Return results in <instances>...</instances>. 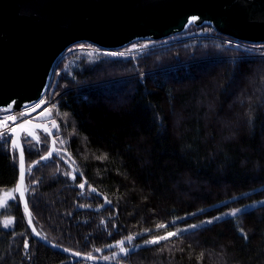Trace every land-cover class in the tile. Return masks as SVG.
I'll return each instance as SVG.
<instances>
[{
  "label": "trees",
  "instance_id": "1",
  "mask_svg": "<svg viewBox=\"0 0 264 264\" xmlns=\"http://www.w3.org/2000/svg\"><path fill=\"white\" fill-rule=\"evenodd\" d=\"M200 28L217 33L193 24L184 31ZM229 44L181 38L133 57L81 42L55 62L43 94L58 92L51 124L43 113L58 155L34 165L49 137L40 129L39 143L22 135L31 165L26 196L45 239L108 257L110 244L139 235L137 248L109 257L128 264H264V55ZM4 138L11 135L0 139V190L13 188L18 177L17 152ZM69 165L81 175L72 179ZM91 186L110 201L107 207L90 209L103 203ZM257 202L236 216L142 244ZM4 216L14 224L0 220V264H99L32 236L18 199L0 208Z\"/></svg>",
  "mask_w": 264,
  "mask_h": 264
},
{
  "label": "water",
  "instance_id": "2",
  "mask_svg": "<svg viewBox=\"0 0 264 264\" xmlns=\"http://www.w3.org/2000/svg\"><path fill=\"white\" fill-rule=\"evenodd\" d=\"M193 16L198 19L189 24ZM192 24L209 25L216 32L236 40L264 43V0H0V108L15 101L11 112L18 115L24 104L38 101L47 89L55 62L69 46L89 42L112 50L139 40L163 39ZM26 121L30 123H26L24 129L18 128L11 138V144L13 139L17 140L18 160V177L13 188L32 236L78 260L128 264L93 254L90 259L87 253L49 241L33 232V228L39 231L33 220L29 225L24 200L17 192L22 135H31L36 129L43 130L35 127L43 125L50 134L45 132L49 137V148L41 157L51 151L50 159L58 152L44 113L38 120L21 116L14 127ZM41 157L36 162L47 160ZM24 164L26 173L25 152ZM69 168L73 172L70 165ZM89 191L103 199L100 206L90 209L98 211L109 205V200L96 188L91 186ZM25 197L27 199L26 193Z\"/></svg>",
  "mask_w": 264,
  "mask_h": 264
},
{
  "label": "rangeland",
  "instance_id": "3",
  "mask_svg": "<svg viewBox=\"0 0 264 264\" xmlns=\"http://www.w3.org/2000/svg\"><path fill=\"white\" fill-rule=\"evenodd\" d=\"M186 32L185 31H184V33L180 32L182 34L176 33V34H179L180 35V37H178V38L176 36H174L175 34H173V35H170V36L165 37L163 39H159L158 41L157 40H139V41H135V42H132L130 44H127L126 46H123V47H120V48H114L113 50L101 49V48H98L95 45L93 47H91V48L93 50H102V51H105L106 53H109V54H111V53H124V55H122V56H133L134 57V56H136L137 53H140L142 50H144V49H146L148 47H153V46H157V45H160V44H167V43H169L171 41H174L176 39H181V38H194V39L208 38V39H220L221 41H226L227 44H229V43L235 44L233 46L243 49V52L242 53L245 54V55H249V54H260V55H264V43L231 42L230 40L223 39L222 37L220 38V36H224V35H222V34H220L218 32L217 33H214L212 30H209V29H206V28L191 29V30H188ZM171 38H174V39L169 40ZM134 45H135V47H133ZM81 46L82 45H78V46H75V47L73 45H72V47L69 46L70 48L68 47L61 56H68L71 53V51L76 50V49H78ZM233 55H235V54H233ZM119 56H121V55H119ZM228 57H232V56H228ZM57 95H58V92H55V90H53V88H51L38 101L31 102V103H26L23 106L22 109L28 111V114L27 115H29L30 118L33 117L35 120H38L41 117V115H42L43 112L46 113L49 116V119H50L51 111H53V105H55V99H56ZM41 100L45 101V103L42 104L40 108H36L35 111H31L30 109H26V106L31 105V106L34 107ZM4 109L5 108H0V121L5 120V118L7 116L13 115L10 112L4 111ZM46 109L48 110L47 112L45 111ZM49 121H50V124H51V119ZM52 124H53V121H52ZM14 125H15V122H13V121H7V127H4V125L0 124V133L5 132V133H7L6 135L10 134L11 135V138H12V132L10 131V129L13 128ZM33 133L35 135H27V134L24 133L23 134V137H25V136H29L31 138L37 137V134L35 133V130H34ZM11 138L10 139L9 138H4V141H7L8 139L11 141ZM60 141H61V138L57 137V145L62 147L63 144ZM13 148L16 151L15 147H13ZM35 164L36 163L34 162V165ZM30 166L31 165L29 163H27L26 175H27V172H28L27 170H28V168ZM69 176L73 179L72 175H69ZM17 199L18 198H17L16 193L14 192V188L0 190V208H2L5 205L9 204L11 201H17ZM258 203L259 202L252 203L250 205L244 206L243 208H234V207H232V208L233 209H242L243 210V209L250 208V207H252L254 205H257ZM233 209L229 208V210H226V211H224L222 213H219V214H217V215H215L213 217L206 218L202 222L206 223L205 221H208V220H212L213 221V218L214 217H225V216H229V215H223V214L229 213ZM0 220H1L3 226L5 225V223L7 221H9V220L12 221V223H10L9 226H4V227H9L10 228L14 224V218L12 216H4ZM178 221L179 220L176 219V220H173L172 223L175 224ZM202 222L192 223V224H188V225H185V226L176 227V228H174V230H171V231H176L177 229H187V230H189V229H192V228L189 227L190 225H197V226H199V224H204ZM138 236L139 235H134L133 236L134 239L132 241H130V242L127 241V240H125L126 237L123 238L122 240H125V243H124L123 246L125 248L129 249V250H133V249L137 248L139 245H141L140 243H137L136 242V237H138ZM142 244H144V242ZM107 248L108 249H111V251L108 252V254H107L108 257L117 258L118 256L125 254V253H122L120 251V246L117 244V242H114V243L110 244ZM98 252H101V251H98ZM66 263L67 264H74V261L73 260H69ZM61 264H63V263H61Z\"/></svg>",
  "mask_w": 264,
  "mask_h": 264
},
{
  "label": "snow or ice",
  "instance_id": "4",
  "mask_svg": "<svg viewBox=\"0 0 264 264\" xmlns=\"http://www.w3.org/2000/svg\"><path fill=\"white\" fill-rule=\"evenodd\" d=\"M198 18L193 16L190 18V20L188 21L189 24L191 23H194ZM135 47V45L133 46ZM112 55H124V53H111ZM45 101L41 100L39 103H37L34 107L31 106V105H28L26 106V109H30L31 111H35L36 108H40L42 104H44ZM15 104V101H13L12 103H10L5 109L4 111L6 112H10L12 110V107L13 105ZM55 107V105H53V108ZM46 112L48 111L47 109L45 110ZM28 114V111L26 110H22L18 115H10V116H7L5 118V120L3 121H0V124L4 125V127H7V121H17L21 116H24V115H27ZM65 115H67L65 113ZM26 123H30L29 121H26L24 123H20L17 125V127H13L10 129V131L12 133H15L17 132V129H24L25 128V124ZM35 127H40V128H43V131L46 132V133H49L50 134V130L47 128V127H44L43 125H35ZM52 127L55 128L57 127V125L55 124V122H53L52 124ZM7 133H0V139L3 138L4 135H6ZM31 135H35L34 133H31ZM36 141L37 143H39V137H36ZM62 144L64 143L63 140L60 141ZM12 146L13 147H16L17 146V140L13 139L12 140ZM52 155V152H48L45 156L41 157V159H48L50 156ZM104 157H98V159H103ZM19 163H20V175H19V185L17 186V192L19 193V197L21 199L24 200V208H25V212L28 213V223L29 225H32V218H31V213H30V210H29V207H28V201L25 197V193L29 190L28 187L25 185V164H24V152H23V148L22 146L20 147V153H19ZM35 163H38V162H35ZM29 173L31 172V167L28 168L27 170ZM75 172L76 170L74 169L73 172L71 173H67L68 175H72L73 179H75ZM79 187L81 189H84L85 188V183L82 182L79 184ZM92 191H96L95 189H91ZM110 202V201H109ZM203 211V210H201ZM242 212V209H233L231 212L229 213H225L223 215H229V216H236L238 213ZM222 217H214L213 220H219L221 219ZM206 223H212L213 221L212 220H208V221H205ZM12 223L11 220L7 221L5 223L4 226H9V224ZM204 223V222H202ZM168 225L166 224H158L156 227L158 229H164V228H167ZM190 228H196L197 225H190L189 226ZM187 229H177L176 231H168L166 232L165 235H161V236H153L151 239L149 240H145L144 241V244L146 245H155V244H158L160 243L161 241H167L169 240L170 238L172 237H178L180 236V234L183 232V231H186ZM145 232H151L152 230L151 229H144ZM241 232H243V229H240ZM33 232L39 236L41 235V233L37 232L35 230V228H33ZM134 239V237L132 235H129L125 238V240L127 241H132ZM125 240H121V241H117V244L120 246V251L122 253H127L129 251V249L125 248L123 245L125 243ZM29 245L27 244V242H25V248H27ZM65 251H70L68 249H65ZM96 251H100V249H96ZM76 255H80V253H75ZM88 258H93L91 257V255L89 254V257ZM104 259H109V257H104Z\"/></svg>",
  "mask_w": 264,
  "mask_h": 264
},
{
  "label": "built area",
  "instance_id": "5",
  "mask_svg": "<svg viewBox=\"0 0 264 264\" xmlns=\"http://www.w3.org/2000/svg\"><path fill=\"white\" fill-rule=\"evenodd\" d=\"M220 36V35H219ZM223 38V39H227V40H230L231 42H243V41H239V40H236V39H232V38H230V37H226V36H220V38ZM10 113H11V111H10ZM28 117H30L29 115H28Z\"/></svg>",
  "mask_w": 264,
  "mask_h": 264
},
{
  "label": "bare ground",
  "instance_id": "6",
  "mask_svg": "<svg viewBox=\"0 0 264 264\" xmlns=\"http://www.w3.org/2000/svg\"><path fill=\"white\" fill-rule=\"evenodd\" d=\"M24 105H25V104H24ZM24 105H23V106H24ZM22 108H23V107H22ZM22 110H23V109H21V111H22Z\"/></svg>",
  "mask_w": 264,
  "mask_h": 264
}]
</instances>
